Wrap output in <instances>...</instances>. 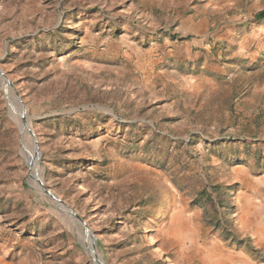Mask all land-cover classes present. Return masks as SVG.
Returning <instances> with one entry per match:
<instances>
[{"label":"rangeland","instance_id":"374dc122","mask_svg":"<svg viewBox=\"0 0 264 264\" xmlns=\"http://www.w3.org/2000/svg\"><path fill=\"white\" fill-rule=\"evenodd\" d=\"M264 0H0V264H264Z\"/></svg>","mask_w":264,"mask_h":264},{"label":"trees","instance_id":"16d2710c","mask_svg":"<svg viewBox=\"0 0 264 264\" xmlns=\"http://www.w3.org/2000/svg\"><path fill=\"white\" fill-rule=\"evenodd\" d=\"M254 19L256 22L264 21V11L259 12Z\"/></svg>","mask_w":264,"mask_h":264}]
</instances>
